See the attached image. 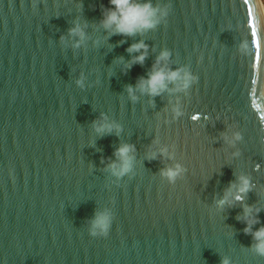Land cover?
Listing matches in <instances>:
<instances>
[{"label":"water","instance_id":"1","mask_svg":"<svg viewBox=\"0 0 264 264\" xmlns=\"http://www.w3.org/2000/svg\"><path fill=\"white\" fill-rule=\"evenodd\" d=\"M157 2L170 5L166 22L121 37L98 24L108 0H0V264H264L236 219L240 204L215 209L234 173L247 174L244 203L261 209L264 224L259 0ZM73 21L86 24L79 48L68 36ZM140 40L143 66L122 72L118 58L129 60L126 49ZM164 49L169 67L197 79L184 92L131 102L125 86ZM176 104L184 114L174 119ZM102 113L121 125L119 136L92 131ZM236 132L242 138L227 143ZM121 143L135 151L118 179L107 165ZM175 163L185 172L169 184L160 169ZM103 209L112 225L92 237L87 221Z\"/></svg>","mask_w":264,"mask_h":264},{"label":"clouds","instance_id":"2","mask_svg":"<svg viewBox=\"0 0 264 264\" xmlns=\"http://www.w3.org/2000/svg\"><path fill=\"white\" fill-rule=\"evenodd\" d=\"M108 7L101 5V18L98 21L99 26L104 30L107 36L119 35L121 37H133L142 35L145 32L156 29L159 25L166 22L169 15L168 3H153V0H108ZM85 25L78 21H73L72 27L68 29V36L74 38L73 47L79 48L88 39L85 31ZM61 42L64 37L61 36ZM124 41L121 40L120 43ZM94 43L99 44V41ZM148 45L140 40L132 43L126 49L130 59L118 60L123 64L122 72H126L134 64L143 66L147 56ZM136 53V55H132ZM170 53L167 49L162 50L156 57L151 68L145 76L137 78L135 85H126L124 91L129 100L133 103L137 102L138 95H146L148 97H156L164 92H184L197 79L189 71L184 68H171L167 65ZM75 84L83 89L85 87V78L83 75L75 81ZM173 118H179L184 113L176 104L171 109ZM92 131L97 136L115 134L119 136L121 125L115 121L109 120L107 115L101 116L92 121ZM239 132L233 133L231 139L224 136L227 143L233 144L241 139ZM135 147L129 143H121L113 152L115 160L110 161L107 169L110 174L116 178H122L128 175L133 168ZM161 156H167L168 159L173 157L167 152L166 148L159 150ZM156 153L148 154V159H155ZM235 155V154H234ZM185 168L180 163L166 166L160 169V176L169 184L175 182L182 177ZM235 179L230 181L225 188L223 195L215 200L216 211H223L225 207H233L234 204H240L241 213L236 219L244 224L242 231L245 235H250L252 242L248 248L259 257L264 258V224H260L258 213L261 211L258 207L245 204L244 201L250 191H253V183L251 177L243 173H234ZM113 213L110 209L94 211L92 217L87 221V231L92 237H105L108 235L112 225ZM254 225H260L254 229ZM220 264H231L228 257H222Z\"/></svg>","mask_w":264,"mask_h":264},{"label":"rangeland","instance_id":"3","mask_svg":"<svg viewBox=\"0 0 264 264\" xmlns=\"http://www.w3.org/2000/svg\"><path fill=\"white\" fill-rule=\"evenodd\" d=\"M259 1H260L261 5H262V10H264V0H259Z\"/></svg>","mask_w":264,"mask_h":264},{"label":"bare ground","instance_id":"4","mask_svg":"<svg viewBox=\"0 0 264 264\" xmlns=\"http://www.w3.org/2000/svg\"><path fill=\"white\" fill-rule=\"evenodd\" d=\"M259 3H260V1H259ZM260 6H261V8H262V5H261V3H260ZM264 10H262V15H263V21H264V12H263Z\"/></svg>","mask_w":264,"mask_h":264}]
</instances>
